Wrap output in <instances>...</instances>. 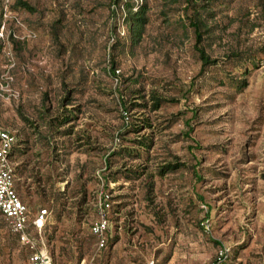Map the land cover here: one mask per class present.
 <instances>
[{"label": "rangeland", "instance_id": "374dc122", "mask_svg": "<svg viewBox=\"0 0 264 264\" xmlns=\"http://www.w3.org/2000/svg\"><path fill=\"white\" fill-rule=\"evenodd\" d=\"M25 1L33 10L0 0V126L15 136L26 231L53 262L209 264L223 245L226 264H264V0H201L198 45L216 58L201 70L183 0H134L147 15L134 46L120 0ZM238 51L257 62L236 91ZM151 91L166 99L156 109ZM140 136L150 139L140 156L112 153ZM166 162L182 164L160 173ZM99 190L110 193V230L96 249ZM28 254L0 214V264Z\"/></svg>", "mask_w": 264, "mask_h": 264}, {"label": "built area", "instance_id": "2783aa9c", "mask_svg": "<svg viewBox=\"0 0 264 264\" xmlns=\"http://www.w3.org/2000/svg\"><path fill=\"white\" fill-rule=\"evenodd\" d=\"M15 141V136L9 130L0 126V214L3 216L8 229L17 233L19 241L29 249L28 264H52L51 257L43 245V241L38 235L34 238L26 231L29 220L27 206L14 188L13 163L9 158L8 151ZM95 213L89 221V233L94 237L96 249L105 247L107 235L110 230L108 211L111 207L110 193L107 191L98 192V197L94 203ZM48 214L46 207L39 208L31 223L37 231L43 225ZM228 248L219 246L212 256L209 264H226ZM78 264H97L94 257L88 260L80 259ZM144 264H157L154 257L146 259Z\"/></svg>", "mask_w": 264, "mask_h": 264}, {"label": "trees", "instance_id": "16d2710c", "mask_svg": "<svg viewBox=\"0 0 264 264\" xmlns=\"http://www.w3.org/2000/svg\"><path fill=\"white\" fill-rule=\"evenodd\" d=\"M182 9L187 10L190 9V14H185V17H188V25L192 27L193 33H194V47L198 53V58L201 62L200 70L203 69L204 66L209 64H214L216 62V58H210L209 55L204 51L203 47L198 45V43L201 40L202 33L207 29V25L205 24V14H208L210 11L207 9L208 7L206 4L201 0H183ZM14 3L16 6H21L25 8L26 10H33V7L27 3L25 0H14ZM121 8L123 10V21L126 24L127 28V37H128V44L131 46L136 45L140 38L141 34L144 29V25L147 22V15L145 13L146 6L144 1H134V0H120ZM207 3V2H206ZM232 59L237 61L239 64H241L240 74L238 78H233L232 84L236 91L241 90L244 86L247 84L246 76L249 72L250 67L256 66V60L255 55L253 52L250 53H244L243 51H238L235 53H231ZM248 64L250 66H248ZM150 99H152L151 108L156 109L158 108L162 102H164L166 99L164 97H161L157 94H155L154 91H151ZM66 117H63V119L60 122H63ZM142 124L149 125L148 121L146 119L142 120ZM128 130L136 131L138 129V125H129ZM133 142L136 143V147L131 146H125L121 145L117 148V150L113 151L112 153H124L125 155L131 156V157H138L141 155V150H146L150 145V139L146 136H140L135 137L132 139ZM15 144L11 145L8 155L10 157L12 148ZM182 163L177 162H166L163 165H161L159 172L164 173L167 171L175 170L179 165ZM13 172H14V166H13ZM117 172H120L121 175L125 178H135L139 176L140 170L138 169H116ZM14 233V232H13ZM17 236V239L19 240V236L17 233H14ZM229 255V252H228ZM228 259V257H227Z\"/></svg>", "mask_w": 264, "mask_h": 264}, {"label": "crops", "instance_id": "0c3cea01", "mask_svg": "<svg viewBox=\"0 0 264 264\" xmlns=\"http://www.w3.org/2000/svg\"><path fill=\"white\" fill-rule=\"evenodd\" d=\"M151 257V256H150ZM149 258V257H148ZM147 259V258H146ZM51 261H52V264H55L54 262H53V260H52V258H51ZM146 261V260H145ZM145 261H144V263H145ZM143 263V264H144ZM27 264H28V256H27ZM78 264V263H77Z\"/></svg>", "mask_w": 264, "mask_h": 264}]
</instances>
